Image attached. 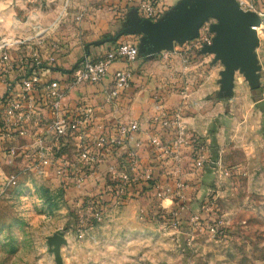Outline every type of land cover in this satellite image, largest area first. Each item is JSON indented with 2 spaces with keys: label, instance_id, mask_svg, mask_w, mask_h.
<instances>
[{
  "label": "rangeland",
  "instance_id": "374dc122",
  "mask_svg": "<svg viewBox=\"0 0 264 264\" xmlns=\"http://www.w3.org/2000/svg\"><path fill=\"white\" fill-rule=\"evenodd\" d=\"M81 18L79 0H0V47L9 43L1 49H7L12 61L18 60L47 41L58 43L52 33ZM203 26L197 35H216V28ZM256 33L263 70L252 73L247 87L233 94L240 102L236 113L227 116L237 119L222 124L225 134L210 143L191 141V161L198 155L204 160L195 169L212 174L194 209L163 211L153 201H179L181 192L190 189L189 182L176 177L170 188L155 184L164 195L135 198L138 229L131 232L130 222L117 215L131 197L120 205L112 203L111 212L103 211L100 220L85 216L62 191L46 190L34 175L4 165L0 144V264H55L48 242L55 234L66 239L60 248L62 264H264V16ZM230 96L220 94L219 99L228 103ZM74 149L65 154L74 155ZM177 184L180 196L172 193Z\"/></svg>",
  "mask_w": 264,
  "mask_h": 264
},
{
  "label": "crops",
  "instance_id": "0c3cea01",
  "mask_svg": "<svg viewBox=\"0 0 264 264\" xmlns=\"http://www.w3.org/2000/svg\"><path fill=\"white\" fill-rule=\"evenodd\" d=\"M191 4L188 0H160L157 16L148 20L140 11V0H79L81 20L73 25L66 23L52 33L59 40L58 51L55 54L56 63L51 71L42 75V81L61 78L64 76L62 72L70 69L85 54L97 58L120 43L128 41L135 44L139 56L130 65L132 71L130 86L119 97L106 101V93L112 87V74L124 67L121 63L112 65L105 79L99 84H83L67 90L62 102L69 109L79 103L92 106L96 121L107 129L136 121L139 131L133 134L125 145L108 153L97 169L89 174L78 188L72 178L76 171L71 172L67 181L58 177L51 167H45L42 173L37 174L30 163L33 152L31 137L18 140L20 142L17 140L10 142L9 145L18 149V155L11 163H8L5 156L2 157L3 160L0 159L1 162L8 168L22 169L23 174L34 175L46 190L56 188L62 191L64 198L69 202L75 201L76 206H79L77 211L83 212L85 216L92 215V212L90 214L88 211L90 209L93 211L92 204L99 199L108 201L102 206L104 212H111L109 208L112 207V203L107 193L108 179L110 176L128 175L135 179L129 188L133 197L117 215L125 222H130L127 226L131 232L134 228L138 229V200L135 198L141 195L145 199L155 193L159 194L158 188H170L176 177L189 182L190 185L189 190L181 192L179 201L159 197L158 200L153 197V201L157 202L163 211L179 207L181 211L186 209L187 213L191 208L194 209L200 194L208 190L205 185L211 181L212 174L195 169L191 161L193 152L191 141L198 138L201 142L210 143L215 137L225 134L226 127L223 128L221 125L237 119L235 116L232 118L231 115L227 116V113L233 115L236 113V105L240 102L233 94L237 89L247 87L248 76L242 78V73L246 71L259 73L260 68L263 70V58L258 45L250 46L244 51L247 62L235 64L230 76L225 79L221 78V72L225 70L217 59L218 51L203 53L202 50L209 45L194 44L196 39L210 37L209 35L201 32L192 40L182 37L177 41L166 42L165 32L184 17V12ZM253 4L256 13H264V0H253ZM212 25H218V21L208 19L202 29ZM159 26L164 27V30L159 31L157 29ZM39 51L43 56L48 54L49 41L45 42ZM187 55L191 58H184ZM180 57L183 60L179 65ZM224 93L232 94L227 98L228 103L219 99L220 94ZM163 118L172 121L167 128H162L159 123ZM175 119L177 124L173 123ZM46 120L47 115L43 112L40 128ZM177 125L183 132L181 138L183 142L177 145L174 151L172 145L179 137ZM151 136L157 137L161 149L150 145ZM130 151L137 159L136 167L130 165L128 156ZM173 153H177L178 159L173 158ZM74 155L65 154L73 163L74 169L79 170L80 165L76 163ZM146 171L150 173L158 188L144 190L140 187L141 183H146L143 179ZM150 201L151 199H148L145 206ZM88 229L94 230L93 225L89 224Z\"/></svg>",
  "mask_w": 264,
  "mask_h": 264
},
{
  "label": "built area",
  "instance_id": "2783aa9c",
  "mask_svg": "<svg viewBox=\"0 0 264 264\" xmlns=\"http://www.w3.org/2000/svg\"><path fill=\"white\" fill-rule=\"evenodd\" d=\"M159 1L140 0V11L145 19L151 20L157 16ZM237 2L243 11H255L254 4L247 0ZM260 15L263 17L264 13ZM211 42L212 38L204 37L196 39L194 44L202 46L210 45ZM5 46H9V43L4 42L0 47V144L4 156L8 163L13 162L18 155V149L9 145L10 142L31 137L33 149L30 156L31 167L35 168L38 174L42 173L43 168L51 167L55 174L65 181L70 178L72 171H76L72 177L73 182L77 188L81 187L85 178L97 169L108 153L125 145L133 134L139 131V125L132 121L107 129L96 121L92 106L79 103L69 109L62 100L69 89L83 84H99L105 79L112 65L121 63L124 67L112 74V87L106 93V101L119 97L130 86L132 78L130 65L139 56L137 46L131 42H124L97 58L85 54L70 69L62 72L64 76L48 81H42V75L51 71L56 63L57 42L49 41L50 52L44 56L37 51L15 61L11 60L7 49H1ZM43 112L46 113L47 120L40 128ZM171 122L164 118L159 120L162 128H167ZM173 123L177 124L176 119ZM176 127L179 130V137L172 145L174 151L177 145L183 142L181 140L183 132L179 125ZM149 142L156 149H161L157 137L151 136ZM70 147L75 148L74 156L76 163L80 165L79 170L74 169L73 163L65 156V151ZM128 156L131 167H136L138 162L135 154L130 151ZM173 158L178 159L177 153H173ZM203 161L198 155L194 162L195 168L200 169ZM13 178L14 175H11L10 179ZM143 179L144 182L151 180L148 171L143 174ZM108 180L107 193L110 195L111 203L120 205L128 197H133L129 188L135 179L124 174L120 177L110 176ZM181 190V186L177 184L172 193L180 196ZM92 205L91 217L100 220L104 211L103 206L97 202Z\"/></svg>",
  "mask_w": 264,
  "mask_h": 264
},
{
  "label": "water",
  "instance_id": "95a60500",
  "mask_svg": "<svg viewBox=\"0 0 264 264\" xmlns=\"http://www.w3.org/2000/svg\"><path fill=\"white\" fill-rule=\"evenodd\" d=\"M188 1L192 4L184 12V17L176 21L171 29L165 32L166 42L177 41L182 37L192 40L197 35L198 28L208 19L217 20L218 25H212L216 28V35L212 38L211 44L206 46L202 52L215 53L218 51L217 59L225 66L223 77L228 78L235 64L247 62L244 51L250 46L257 45L256 28L262 25L263 17L253 11H243L237 0ZM144 22L151 25L147 21ZM157 29L163 31L164 27L159 26ZM252 73L254 72H244L248 80ZM48 242L53 246L55 264H62L60 248L66 244V239L55 234L49 238Z\"/></svg>",
  "mask_w": 264,
  "mask_h": 264
},
{
  "label": "trees",
  "instance_id": "16d2710c",
  "mask_svg": "<svg viewBox=\"0 0 264 264\" xmlns=\"http://www.w3.org/2000/svg\"><path fill=\"white\" fill-rule=\"evenodd\" d=\"M102 56V55H101ZM156 183H154L153 182V179H152V177H151V180L150 181H146V183H141L140 184V187L142 188V189H144V190H148V189H151V188H153V186H156L155 185ZM99 199V198H98ZM92 201H93V199H91ZM97 203H99V205H103V203H106V202H108L107 200L106 201H100V199L99 200H97L96 201ZM170 218V217H169Z\"/></svg>",
  "mask_w": 264,
  "mask_h": 264
},
{
  "label": "bare ground",
  "instance_id": "6f19581e",
  "mask_svg": "<svg viewBox=\"0 0 264 264\" xmlns=\"http://www.w3.org/2000/svg\"><path fill=\"white\" fill-rule=\"evenodd\" d=\"M259 27H260V26H259ZM259 27H258V28H259ZM256 29H257V28H256Z\"/></svg>",
  "mask_w": 264,
  "mask_h": 264
}]
</instances>
